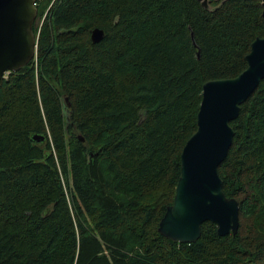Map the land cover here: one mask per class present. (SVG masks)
I'll list each match as a JSON object with an SVG mask.
<instances>
[{"label": "trees", "instance_id": "trees-1", "mask_svg": "<svg viewBox=\"0 0 264 264\" xmlns=\"http://www.w3.org/2000/svg\"><path fill=\"white\" fill-rule=\"evenodd\" d=\"M210 6L37 0L35 61L0 81V264H264V80L218 167L237 233H158L203 85L239 75L264 38L259 1Z\"/></svg>", "mask_w": 264, "mask_h": 264}, {"label": "water", "instance_id": "water-1", "mask_svg": "<svg viewBox=\"0 0 264 264\" xmlns=\"http://www.w3.org/2000/svg\"><path fill=\"white\" fill-rule=\"evenodd\" d=\"M36 1L0 0V81L4 74L17 73L35 57ZM197 1L204 9L214 11L216 8L210 6L211 2L224 0ZM257 1L264 17V0ZM103 37L101 30L91 32L92 43L100 42ZM245 60L246 68L236 77L203 85L196 131L181 152L174 197L158 224V233L167 240L195 243L205 222L214 224L220 237L234 236L238 231V202L224 195L218 167L226 159L233 141L231 122L237 119L240 106L264 80V38L253 41ZM32 140L43 142L44 137L34 135Z\"/></svg>", "mask_w": 264, "mask_h": 264}, {"label": "rangeland", "instance_id": "rangeland-1", "mask_svg": "<svg viewBox=\"0 0 264 264\" xmlns=\"http://www.w3.org/2000/svg\"><path fill=\"white\" fill-rule=\"evenodd\" d=\"M46 15V10L42 13V15H39V17L36 18V21L34 23L35 26L39 27L42 24V19ZM34 60V59H33ZM35 61V60H34Z\"/></svg>", "mask_w": 264, "mask_h": 264}]
</instances>
